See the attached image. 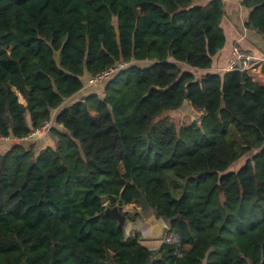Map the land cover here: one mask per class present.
I'll use <instances>...</instances> for the list:
<instances>
[{
    "label": "trees",
    "instance_id": "obj_1",
    "mask_svg": "<svg viewBox=\"0 0 264 264\" xmlns=\"http://www.w3.org/2000/svg\"><path fill=\"white\" fill-rule=\"evenodd\" d=\"M243 5L264 37V0ZM224 14L222 0H0V264H264V86L210 70ZM185 99L198 114L178 127L164 114ZM50 120L37 150L26 139ZM140 191L179 243L152 250L101 215Z\"/></svg>",
    "mask_w": 264,
    "mask_h": 264
},
{
    "label": "crops",
    "instance_id": "obj_2",
    "mask_svg": "<svg viewBox=\"0 0 264 264\" xmlns=\"http://www.w3.org/2000/svg\"><path fill=\"white\" fill-rule=\"evenodd\" d=\"M222 1L224 3L225 14L221 22V27L226 35V43L225 46L214 56L213 64L210 68L211 71H217L219 73L226 72V68L231 58L232 48L236 44L245 49L251 50L258 57L264 56V46L262 43L264 42V37L256 30L250 29L246 26L250 9L245 7L243 2L240 0ZM136 63L140 62L136 61ZM199 72L201 74L204 73L205 70H199ZM248 74L252 77L254 82L264 86V63L250 70ZM93 86L94 85H91L89 82H87L80 94L76 95V97L82 98L83 96H86L99 88L98 87L96 89ZM73 98L74 97L71 99ZM38 135L32 136L31 139L36 141L39 140L41 137L37 138ZM45 139H47V137H45ZM51 139L52 140L49 143L54 144L55 142L53 138ZM165 226L166 225L164 224L151 225L146 233L142 232V243L148 246L150 249L156 250L162 243L161 233L164 232ZM159 228L161 229V233L157 236L154 234L153 230H157Z\"/></svg>",
    "mask_w": 264,
    "mask_h": 264
},
{
    "label": "rangeland",
    "instance_id": "obj_3",
    "mask_svg": "<svg viewBox=\"0 0 264 264\" xmlns=\"http://www.w3.org/2000/svg\"><path fill=\"white\" fill-rule=\"evenodd\" d=\"M262 43L264 46V42H262ZM182 67L185 68V66H182ZM91 85H94L93 87L96 89L98 87H100V89L104 88V83H102V82H97V83H94ZM19 99L23 103L26 102L25 99L20 94H19ZM75 99H76V97H75ZM191 108L192 109L188 113H185V112L178 110V111L166 112L164 115L171 117L174 120V122L178 125V127H180L184 124L190 123L191 121H193L197 118V114H198L197 111L195 110V108L193 106H191ZM49 134H48V132H43V133L38 135L37 138H39V137H41V138L39 140H37V142H38V145L36 146V147H38L37 150L42 149L46 145L50 144L49 142L52 140L51 139L52 136H51V133H49ZM45 137H47V139H45ZM31 138H32V136L30 135L29 137H27L26 140L31 141L32 140ZM27 145H29V144H27ZM11 146H12V140L11 139H2L0 141V151L1 152H4L5 150H7ZM246 158L247 157H244L241 160L237 161L236 163H234L232 165L231 168L237 170L244 163ZM105 202H107V201H105ZM124 210H125V213L128 214L129 216L130 215H136V220L131 225V232L132 233H135V232L140 233L141 239H142V232L146 233L148 228L151 225L153 226L154 224H161V225L162 224H164V225L169 224V220H167L165 218H160V219L148 218L147 215L145 214V212L143 211V209L141 208V206L138 204H125ZM160 233H161V229H160ZM160 233H159V235H160ZM163 233H165V229H164ZM163 233H161V236H163Z\"/></svg>",
    "mask_w": 264,
    "mask_h": 264
},
{
    "label": "built area",
    "instance_id": "obj_4",
    "mask_svg": "<svg viewBox=\"0 0 264 264\" xmlns=\"http://www.w3.org/2000/svg\"><path fill=\"white\" fill-rule=\"evenodd\" d=\"M245 1V0H240ZM264 63V56L258 57L254 52L251 50L245 49L239 45H234L232 48L231 58L229 60L228 66L226 71H245L249 73L250 70L253 68L261 65ZM128 63H120L119 65L109 68L100 74L96 75L93 78L89 79L90 84H94L97 82H103L104 80H108L112 78L121 68L125 67ZM53 126L52 120L44 123V125L34 131L31 136L38 135L43 132H49ZM1 139H11L9 137H0ZM107 204V202H104ZM163 233V232H162ZM162 242H166L169 244L172 243H179V237L177 234L169 231V225L165 226V233L161 236Z\"/></svg>",
    "mask_w": 264,
    "mask_h": 264
},
{
    "label": "water",
    "instance_id": "obj_5",
    "mask_svg": "<svg viewBox=\"0 0 264 264\" xmlns=\"http://www.w3.org/2000/svg\"><path fill=\"white\" fill-rule=\"evenodd\" d=\"M244 89L246 87L244 86ZM191 104L188 99H185L181 107L179 108L180 111L188 113L191 110ZM140 206L147 215L148 218H154L155 216V210L152 207V205L148 202L145 195L140 191ZM102 216L111 215L115 217L118 220V227L121 229H124L126 231V238H129L131 233V225L136 220V215H128L125 213L124 205L122 204H116L114 206H106L105 210L101 213ZM155 250V249H152ZM151 260H149L150 262Z\"/></svg>",
    "mask_w": 264,
    "mask_h": 264
},
{
    "label": "bare ground",
    "instance_id": "obj_6",
    "mask_svg": "<svg viewBox=\"0 0 264 264\" xmlns=\"http://www.w3.org/2000/svg\"><path fill=\"white\" fill-rule=\"evenodd\" d=\"M159 226V225H158ZM154 231V234H156V235H159V233H160V229H157V230H153Z\"/></svg>",
    "mask_w": 264,
    "mask_h": 264
}]
</instances>
